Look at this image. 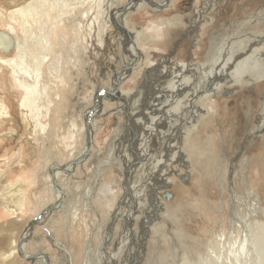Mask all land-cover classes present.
<instances>
[{"label": "rangeland", "instance_id": "obj_1", "mask_svg": "<svg viewBox=\"0 0 264 264\" xmlns=\"http://www.w3.org/2000/svg\"><path fill=\"white\" fill-rule=\"evenodd\" d=\"M35 1L36 0H0V14H5V12L11 10L17 11L19 8L27 9L29 3ZM71 1L75 3V5H71L68 9L69 11L77 9L76 4L89 11L88 20H86L85 23V25H87L85 29L83 28L82 30L84 35H77L78 37L74 39L73 36H71L73 35L71 32L72 30L67 32V30H63L55 24L51 26V23H47L48 18L46 15L42 14V11H40L41 9H38V12H32L31 15H27L29 22H27L25 17H20L22 22L18 21L19 23H15L7 14H5L6 16L2 15L5 17L4 20L0 19V31H7L14 38L19 37L21 40L27 41L26 45L28 47L26 52L23 53L24 55L21 54L15 46L10 52H1L0 56H4V60H11L13 58L19 60L20 57L18 56L21 54L26 62H33L32 64L39 63L43 59V56L38 42L34 40L35 35L41 34L44 39L47 38L46 46L49 47L47 52H50L47 54L48 57L51 58L47 64L51 66L52 70L48 68L49 70L47 69L45 71V75L48 77L52 75L53 77L50 82H48L51 84L52 81L53 85L51 86L57 87L55 88L56 91H53L54 89L52 91L56 92L59 96L55 95L57 97L52 106L54 110H60L61 114L56 124L58 127L55 129L58 131L56 133V137L58 138L55 140L59 142H54L53 138L54 143H50L47 147V144L52 142L50 141V135L54 131L52 130L53 127L49 125L50 127L47 130L39 131L37 134L35 133L38 132V130L33 127L36 117L33 115L34 113L29 111V108H31V106L35 108L37 103H35L31 97H26L25 90L10 86L11 74L8 69L9 67H5L3 70L0 69V103L6 101V105L9 107L10 111L7 114H2L5 111L0 112V240H2L0 243H4V241L7 240L4 250H2L3 247L1 248L0 260H7L4 264H36L32 260L25 258L20 250L19 245H21L23 240L28 243L27 252L31 254L30 256H36L37 253L43 252L49 256L51 264H85V260L88 257V248L92 246L91 253L93 257L91 261L95 264L97 256H101L100 249L103 242L102 240L103 237L105 239L107 231H109V217L113 212L114 203L117 198L114 196L112 200H107L106 197L103 198V195L109 192L111 186L107 185L110 184L113 188L115 184V186H117L116 189L118 191L121 190L122 185L119 183L118 179L121 180L122 176L126 177V174H123L122 169H118V167H116L117 163H115L117 152L119 153L120 142L123 140L122 123L126 120V114L124 109L122 111L117 109L118 105L116 106L115 100H107V96L105 95L100 98V104L95 106V95L99 88L103 86L110 89L112 87L114 72L118 69L117 67L125 66L130 60L131 54L125 49L121 42L120 33L110 21L112 9L114 10L115 8L127 4L128 0ZM259 2L262 4L264 0H246V2L242 0H231L230 3L225 4L223 7L215 5V10L219 11H213L205 16L202 24L203 29H198L197 26L202 21L198 16V12L207 5L204 0H170L165 9L166 11L161 14L163 15L162 17H157L150 7L151 10L140 9V12L137 11L128 21L130 27L132 29L135 28V30L140 33L141 37L139 38L138 46L142 49L145 56L142 58L141 65L134 72V76H130V78L129 75L125 76L126 80H124L125 82L121 85L122 89L124 88L123 91L130 93L137 90L139 85H142L143 81L147 78L145 77V68H149L151 65H154V63L160 61L159 59H161L168 50L172 52V48L177 43L180 45V50L175 56L176 61L177 63H184L188 57L187 55H189L192 49L191 36L195 33L202 35V44L204 41H207V39L210 40L215 36L220 39L219 41L221 43L226 42L229 34L233 31L237 32L240 29H243L245 32L239 33L241 34L240 36H245L246 32H252L254 29L253 27L248 26L247 28L242 25V27H244L242 28L240 27V22L246 16L248 18L249 15L259 8L257 6ZM255 3H257V5ZM252 4H254L253 7H251ZM51 5V2L46 3L43 8L52 13L56 12L55 14L60 12L64 14L68 13L67 10H61V8L53 10ZM201 11H203V9ZM82 12L85 13V11ZM165 20H170L172 21L171 23L176 24L175 28H177V31L168 32L163 30V27L167 26L162 24ZM192 25H196L197 29L193 28V30ZM142 31L145 33L143 34ZM246 38L250 39L251 37L249 35ZM72 41H75L76 44L78 42L80 44L82 43L81 47H72L70 45ZM182 41L184 42L181 43ZM247 44L249 43L247 42ZM172 45L173 47H171ZM71 49L73 52L70 51ZM58 53L60 55H58ZM75 53H78L79 57L77 56L75 58L77 55ZM197 55L199 59H203V55L200 53ZM57 57L60 59H57ZM78 58L81 59L79 60ZM261 58L262 57L259 58L258 63H261ZM262 60L264 61L263 58ZM63 62L65 63L63 64ZM68 62L70 63L68 64ZM160 62L164 63V60ZM56 64L61 67H58ZM6 65L7 64L4 63V66ZM66 65H70V68ZM263 68L264 63H262L259 70ZM75 69H77V71L79 70L77 74L72 73ZM64 73H66V75ZM254 74L255 72L253 75ZM32 75L35 78V74L32 73ZM253 75L250 76L256 77V74L255 76ZM263 84L264 83L259 82L251 86H240L241 90L238 88L237 91L233 90L231 94L227 93L224 96L222 95V98L217 101H207V114L205 113L206 115L202 117L199 124L194 128L195 131L193 130L195 139L199 140L198 142L203 145L202 149L205 155L209 153V155L204 157L205 161H203L206 168L209 170V174L212 173L211 171L215 165L218 164L223 166L221 178L216 182L214 187L218 193V200L215 208H217L219 204V209L221 211L219 214L222 216L223 221H225L223 224L224 233H227L231 228H235V234H240V228L238 226L231 227L228 226L227 223V219L231 213L230 205L233 199L232 192L227 187V182L231 181V176L229 175L231 167L233 164H237L238 169L235 176V185L237 193L239 194L243 193L245 189L252 187V180L248 178V171L249 173L251 172L250 166L254 163L255 165H257V163H264V137H262V139H255L252 145L249 146L245 152H242L243 154H240V150H244L243 142L247 132L252 129L256 130V128L259 127L257 125L259 124L258 115L261 109L260 97L262 96L261 93H264ZM257 92L260 94V97H256ZM250 95H252V97H250ZM117 100L118 103L122 101L119 99ZM93 107H97L95 108L97 110L94 115L93 125L94 143L91 147L90 155L88 156L89 151L85 153L86 156H88L86 161L77 163L75 160L79 155L81 156L83 154L84 141L87 138L84 136L86 129L83 130L84 126L87 125L85 115L86 112L90 111ZM26 109L27 111H25ZM255 126L256 128L254 129ZM59 131L63 135L60 134ZM164 131L167 132V129ZM40 133L42 135H39ZM151 141L150 139L148 144L143 146L145 147L144 151L146 153L152 151L153 148L155 149L156 145ZM239 155L242 156L239 157ZM204 158H202V160ZM215 160L217 163L214 162ZM55 165L65 169L64 173L59 175L60 178L58 182L60 181V186L63 187L66 198L57 210H50V212L44 216L42 212L49 209L51 205L54 206L56 203L55 201H57L55 189H53L52 186L54 178L49 175V169ZM174 165L177 166V162H174ZM172 166L173 163L171 167ZM102 167H104L103 171L100 169ZM252 168H254V165H252ZM170 170H172V168H170ZM215 171L214 169V176ZM186 175L187 174L184 173L182 177H186L184 179V181L186 180L184 184L187 188L185 189L179 188L177 185H172V187L169 188L160 183V181H155V176H151L152 178L148 179L151 181L150 184L154 185L158 190H154L152 193L148 192V195L143 197L141 205L144 204L145 209L143 206L140 207L142 208V213L138 216V224L135 226L138 227L140 232L137 250L141 249L140 252L143 256L141 258L144 264H172L170 261L164 263L161 261L162 258L160 257L162 253L167 258L172 255L170 244H167L168 248H165L163 251H161L162 248L157 251V248L160 246L158 240L159 235L151 233L150 229H153V227L161 224L163 221L155 216L156 204L160 202L161 207L165 205V208H160L157 213L160 212V218L162 217L164 221L168 222L164 223L163 221V226L166 229L172 227L171 224L174 225L171 213L176 214L178 219L180 218L185 221V216L188 214L190 206L200 197L201 186L204 183L201 177L197 178V182L195 181L192 183ZM140 178L139 182L143 180V176ZM47 179H51L50 183ZM198 179L202 182L200 180L198 181ZM114 180L116 183H113ZM175 188L178 189L175 190ZM89 192L92 193L90 197H88ZM256 192V200L252 202L256 206H254V209L256 210L258 221H264V195H262V191L256 190ZM168 193H170L171 196H168ZM187 197H189V199ZM166 202L170 205H168L169 208H166ZM169 211L171 213H169ZM219 214H217L218 216L215 218L216 221L220 220ZM147 218H149V221H147ZM40 219V224L34 228V236L31 239L30 237L23 239L22 237L27 227L32 226L35 221H39ZM144 223L149 227L143 229ZM120 224H122V222ZM120 224L117 225V227L119 226L117 228L118 232L123 228V225ZM167 235L171 234L167 232ZM154 238L156 242H154ZM132 249V247H128L124 255L128 257L134 255L136 252L135 250L132 251ZM227 253L231 255L229 249L225 251V254ZM247 254L248 256H255L252 250L248 251ZM238 256L240 258L238 264H254L255 260H253V258L252 260L251 258L249 259L242 251L238 252ZM9 257L11 259H8ZM38 264H42V262Z\"/></svg>", "mask_w": 264, "mask_h": 264}, {"label": "bare ground", "instance_id": "obj_2", "mask_svg": "<svg viewBox=\"0 0 264 264\" xmlns=\"http://www.w3.org/2000/svg\"><path fill=\"white\" fill-rule=\"evenodd\" d=\"M204 1L207 5L202 8L203 11H201V9L198 12V16L202 20H200L201 23L197 26L198 29H203L202 24L205 16H207L208 13L219 11L215 10L216 6L220 5V7H223L225 4L231 2V0ZM242 1L246 2V0ZM49 2H51L53 10L61 8V10H67L68 13L64 14L63 12H60L58 14H55L56 12H49L47 9L43 8L44 4ZM169 2L170 0H128L127 4L115 8L114 10L112 9L110 13V21L115 26L116 30L120 33L121 42L127 52L131 54V57L127 64L125 63V66L117 67L118 69L116 68L117 70L114 72V77L112 78V90L111 88L109 89L108 87L103 86V90L100 92L102 88H99L95 97L98 98L97 104H100V98L104 95L107 96V100H115L116 106L118 105L117 109H120L121 111L124 109V112L126 114V120H124L122 123L123 140L122 142H120L119 153L117 152L115 162L117 163L116 167H118V169H122V173H125L126 177L122 176L121 180L118 179L119 183L122 185L121 190L118 191L115 184L114 188L110 184L107 185L111 186L109 192L106 195H103L101 193L103 195V198L106 197L107 200H112L114 196L117 198L116 202L114 203L115 205L113 212L109 217V231H107V236L105 237V239L103 237L102 240L103 242L100 249L101 256H97L96 263L144 264L141 258L143 257L140 252L141 249L137 250V247L139 246L138 239L140 238V232L138 227L135 226L136 224H138V216L142 213V208L140 207L143 206L145 209L144 204L141 205L143 197H146L148 195V192L152 193V191L158 190L154 185L150 184L151 181H149L148 179H151V176H155V181H160V183L166 185L169 188L172 187V185H177L179 186V188L185 189L187 188L184 184L186 181H184V179L186 177H182L183 174L186 173L187 178L192 183L195 182L198 177L202 178V181L204 183L201 186V195L198 200L193 202V204L190 206L189 212L185 216V221L180 218L178 219L176 214H172L169 211V213H171L173 217L172 222L174 221V225L170 223L172 227H168L167 229L163 225L164 223L168 222L164 221L162 217L160 218V212L157 213L160 208H165V205L163 204L164 207H161L160 201V203L156 204V212L154 211L155 216L156 218L162 219L164 223L162 221L161 224L157 226L154 225L155 227H153V229H150V232L159 235V239H157L159 240L160 246L157 248V251H159L161 248V251H163L165 248H168L167 244H170L172 253L169 258L165 257L162 253V255H160V257L162 258L161 261H163L164 263L170 261L172 264H238L240 260L238 252L242 251V253H245L246 256L249 257V259L251 258L252 260L253 258V260H255L254 264H264V221H258L256 216L257 213L254 209L255 205L253 203L256 200V190L260 192L262 191V195H264V163H257V165H255L254 163L252 164L254 165V168H252V165L250 166L251 172L249 173L248 171V178L252 180V187L245 189L243 193L239 194L237 193V188L235 185V176L238 169L237 164H233V166L231 167L229 171L231 181L227 182V187L231 190L233 199L230 205L231 213L230 215L228 213L229 217L227 219V223L228 226L231 227L238 226L240 228V234H235V228H231L227 233H224L223 224L225 221H223L222 216L219 214L221 212L219 209V204L217 205V208H215L218 200V193L216 191V188L214 187V185H216V182H218L221 178L223 166L218 164L215 165L213 168V170H216L215 176L213 175V170L211 171L212 173L209 174V170L206 168V165L203 162L205 161L204 157L209 155V153L206 152L207 155H205L204 150L202 149L203 145L198 142L199 140L195 139L194 133V128H196V126L199 124L202 117L207 114V101H217L218 99L222 98V95L224 96L227 93L231 94L233 90L237 91L238 88L241 90L240 86H251L259 82L264 83V68L262 70H259L262 63H264V61L262 60V58L264 59V3L260 4L259 2V5L255 3L259 8L255 11L253 10L254 12L249 15L248 18L246 16L243 20L240 19V27H242V25L247 28L248 26H251L254 28L252 32H246L245 36H240L241 34L239 33H245L243 29H240L237 32L233 31L231 34H229L226 42L221 43L219 41L220 39L218 37L216 38L215 36L210 40L207 39V41H204L202 44V35L195 33L193 34V36H191L192 49L189 55H187L188 57L184 63H177L175 56L179 53L180 45L177 43L173 47V44L171 46L173 47L172 52L168 50V52L163 55L161 59L158 58L160 61L164 60V63L158 61L154 63V65H151L149 68H145V77L147 78L145 80L143 79V84L139 85L137 90L130 93H128L127 91H123L124 88L122 89L121 85L125 82L124 80H126L125 76L129 75V78L130 76H134V72L141 65L142 58H144L145 56L142 49L138 46L139 38L141 37L140 33L139 31L135 30V28L132 29L130 27L128 19L140 9L150 8H152V11L156 14L157 17H162L163 15L161 14L166 11L165 9L168 6ZM71 5H75V3H72L71 0H36L35 2L29 3L27 9L19 8L17 11H7L5 12V14H7V16L11 20H14L15 23L21 21L20 17H25L27 22H29L27 15H31L32 12H38L37 10L41 9L40 11H42V14L46 15L48 18L47 23H51V26L55 24L57 27H60L63 30H67V32L72 30L71 32L73 35L71 36H73L74 39L79 35H84L82 30L83 28L85 29V26L87 25H85V23L86 20H88L89 11H87V9L79 7L77 4V9L69 11L68 9ZM253 6L254 4L251 5V7ZM82 11H85V13ZM5 14H0L1 20H4L5 17L2 15ZM171 22L172 21L170 20H165L162 24H165L167 26H164L163 30L168 32L174 30L177 31V28H175L176 24H173ZM197 27L196 25H192V29H197ZM144 33L145 32H143V34ZM249 35L251 38H246ZM46 39H44L41 34L35 35L34 40L38 42V46L42 51L41 54L43 56V59L41 61L39 60V63L37 62L36 64H32L33 62L28 63L23 58V53H25L28 48L26 45L27 41L25 42V40H21L19 37L14 38L7 31H0V54L1 52H10L12 48L14 49V46L19 50V52H21V54H23H20L21 56H18L20 57L19 60L17 58H9L11 60H7L5 58L6 60H4V56H0V69L3 70V68L9 67L8 69L11 74L10 86L25 90L26 97H31L34 102L37 103V106L35 108H33V106L29 108V111L31 113H34L33 115L36 117V120L33 123V127L38 130V132L35 133L37 134L39 133V131L47 130L50 126L53 127L52 130L54 131L50 135V141L52 142H49L47 144L48 147L50 143L59 142L55 140L56 138H58L56 137V133L58 131L55 129H57L58 127V125L56 124L61 114L60 110H54L52 106L55 98L59 96L56 92H53L56 91L55 88L57 87L51 86L53 85L52 81L51 84L49 83L53 77L51 75L49 76L51 78H49L47 75H45V71L48 68L52 70L51 66H48L47 64L49 59L51 58H49L47 54L49 52H47L49 47L46 46ZM183 42L184 41H182L181 43ZM247 42L249 44H247ZM70 45L74 48H77V46L81 47L82 43L80 44L78 42L76 44L75 41H72ZM70 51H72V49ZM78 53H75L77 54L75 58L78 56ZM198 53L203 55V59H199L197 55ZM58 55L60 54L58 53ZM260 57H262L260 59L261 63H258ZM57 59L60 58L57 57ZM65 62H63V64ZM4 63L7 65L4 66ZM69 63L70 62H68V64ZM56 65L58 67L60 66L58 64ZM66 66L70 68V65ZM78 71L77 69H75L72 73L77 74ZM254 72L256 74V77H251L250 75H253ZM32 73L35 74V78L33 77ZM66 73L64 74L66 75ZM255 74L253 76H255ZM259 95L260 94L257 92L256 97H260ZM261 95V100L258 99L261 103L260 114L258 115L259 124L257 125L259 127H257V129L255 126L254 129L256 128V130L252 129L247 132L246 138L243 142L244 150H240V154H243L242 152H245V150L252 145V142H254L255 139H262V137H264V93H261ZM250 97H252V95H250ZM117 99L122 100L121 103H118ZM96 110L97 109L86 112L85 121L87 125L84 126L83 130L86 129L84 132V136L87 138L84 141L83 154L81 156L79 155L77 158L75 157V161L77 163L85 162L91 153L90 150L94 143L93 125ZM1 111H5L2 114H7L10 112L9 107L6 105V101L0 103V112ZM25 111H27V109ZM166 129L167 132L164 131ZM60 134L62 133L60 132ZM39 135L42 134L40 133ZM150 139L152 140L151 142H153L156 146L155 149L153 148L152 151L146 153L144 151L145 147L143 146L148 144V141ZM86 152L88 153V156H86ZM241 156L239 155V157ZM202 158L204 159L202 160ZM174 162H177V166L174 165ZM214 162H216V160ZM172 163L173 166L171 167ZM170 168H172V170H170ZM100 169H102L103 171L104 167ZM64 171L65 169L57 167L56 165L52 166L49 169V175L54 178L52 186L53 189H55V196L57 198V201H55L56 203L54 206L51 205L49 209H46L44 210V212H42L44 216H46V214L50 212V210H57L61 203L65 201L66 193L64 192L63 187L60 186V181L58 182V179L60 178L59 175L61 173H64ZM141 176H143V180L139 182ZM199 180L200 179H198V181ZM50 181L51 179L49 180V183ZM113 183H116L115 180ZM176 189L178 188H175V190ZM91 195L92 193L89 192L88 197H90ZM187 198L189 199V197ZM168 205L169 204L166 202V208H169L170 205ZM217 214L220 215V220L218 221L215 220L216 216H218ZM147 219V221H149V218ZM40 221L41 219L39 221H35L32 226L27 227V230L22 238L26 239L30 237L31 239L34 236V228H36L40 224ZM120 221L122 222V224H120ZM118 224L123 225V228H121V231L119 232L117 230V228L119 227H117ZM145 227L149 226H146L144 223L142 228L144 229ZM167 232L171 235H167ZM0 242H2V240H0ZM154 242H156L155 238ZM6 244L7 240H5L4 243H0V251L2 247V250H4ZM27 247L28 243L24 240L21 242V245H19V248L25 258L32 260L36 264H38L39 262H42V264H51V260L47 254L42 252L37 253L36 256H30L31 254L27 252ZM128 247H132V251L135 250L136 252L130 257L124 255V252ZM91 248L92 246L88 248V257L85 260V264H93V261H91V258L93 257ZM228 249L231 251V255H228V253L225 254V251H227ZM251 250L255 253V256H248L247 253ZM8 259L11 258L9 257ZM6 261L0 260V264H4L6 263Z\"/></svg>", "mask_w": 264, "mask_h": 264}, {"label": "water", "instance_id": "obj_3", "mask_svg": "<svg viewBox=\"0 0 264 264\" xmlns=\"http://www.w3.org/2000/svg\"><path fill=\"white\" fill-rule=\"evenodd\" d=\"M102 90H103V89H101L100 92H101ZM97 100H98V98L95 97V106L98 105V104H97ZM94 109H95V108L93 107L90 111H92V110H94ZM168 196H170V194H168Z\"/></svg>", "mask_w": 264, "mask_h": 264}, {"label": "flooded vegetation", "instance_id": "obj_4", "mask_svg": "<svg viewBox=\"0 0 264 264\" xmlns=\"http://www.w3.org/2000/svg\"><path fill=\"white\" fill-rule=\"evenodd\" d=\"M168 194H170V193H168ZM171 195V194H170Z\"/></svg>", "mask_w": 264, "mask_h": 264}]
</instances>
